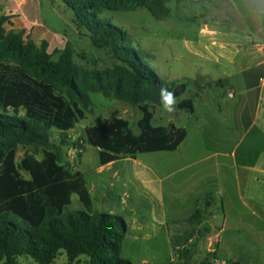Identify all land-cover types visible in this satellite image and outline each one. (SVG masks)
Segmentation results:
<instances>
[{"label": "trees", "instance_id": "1", "mask_svg": "<svg viewBox=\"0 0 264 264\" xmlns=\"http://www.w3.org/2000/svg\"><path fill=\"white\" fill-rule=\"evenodd\" d=\"M168 1L66 0L79 25L89 30L83 36L114 60L112 68L94 70L89 84L79 80L69 45L53 61L47 43L37 48L33 41L24 39L23 32H6L8 17L0 16V262L19 264L22 256L32 255L38 264H53L65 252L68 260L61 264H74L81 256L89 257V264H135L121 255L127 228L124 216L95 210L82 174L65 167L64 150L49 138L51 129L61 131L65 138L84 118L81 105L86 107L90 102L84 84L88 92L107 97L111 89L126 91L134 105L143 100L146 91H152L154 100L162 103L160 89L164 87L175 94L179 110L194 113L192 99L178 101L187 92V83H167L144 61V53L132 48L124 29L98 19L104 5L148 8L167 18ZM141 110L143 116L135 123L138 133L117 115L86 130L87 143L99 150L101 165L141 153L175 151L185 140V128L155 125L149 107L141 106ZM20 145L30 150L18 164ZM40 146L45 147L42 159L35 152ZM73 196L79 203L76 206ZM211 206L209 199L204 210L192 215V231L173 241L182 261L177 264H211L217 257L214 250L194 262L192 249L196 244H189L197 227H202L200 236L210 231L205 222L213 215Z\"/></svg>", "mask_w": 264, "mask_h": 264}, {"label": "rangeland", "instance_id": "2", "mask_svg": "<svg viewBox=\"0 0 264 264\" xmlns=\"http://www.w3.org/2000/svg\"><path fill=\"white\" fill-rule=\"evenodd\" d=\"M41 2L42 22H33L19 14L20 0L0 1L4 7H9L5 9L0 5V16L8 17L4 24L6 32H23L24 39L33 41L37 48L47 43V52L53 61H57L60 52L69 45L79 69V80L85 84L90 83L94 70L104 72L113 67L114 60L108 52L96 49L83 36L82 33L89 30L79 25L66 0ZM216 2L218 8H215ZM108 6L104 5L98 19L109 20L124 29L130 36L132 48L143 52L144 61L167 83H187V92L178 101L192 99L196 114L179 110L176 106L171 112L165 110L163 103L154 100L152 91H146L143 100L134 105L126 91L117 93L111 89L107 97L101 92H88L84 84V92L90 99L86 107L81 105L84 118L76 123L65 138H62L61 131L51 129L49 140L64 150L65 167L73 173L82 174L93 197L95 210L116 211L124 216L127 228L121 254L123 258L135 264H177L182 261L173 241L194 228L192 215L197 210H204L207 197L212 195L202 192L201 188L210 183L215 174L192 182L196 177L190 175L193 166L188 167L185 183L177 185L178 178L171 172L177 166L187 165L197 156L205 154V149L198 150L202 147L200 116L206 114L208 106L217 108L222 103L221 97H216L214 102L212 93L215 84L205 77L207 65L191 50V41L197 37L199 26H204L218 13L222 15L224 4L222 0H169L167 7L170 16L167 18L156 16L148 8L114 9ZM69 98L71 101L76 100ZM146 105L153 113L155 125L174 124L183 127L188 131V138L173 152L143 153L137 160H121L110 169L98 172L99 150L87 143L86 130L117 115L128 121L138 133L135 123L143 116L141 106ZM202 132L205 136V123ZM254 146L260 147L259 144ZM194 147L195 151H192ZM43 148L40 146L35 151L38 159H42ZM29 150L23 145L18 146V164ZM23 176L29 179L27 173L23 172ZM142 176L146 179L143 180ZM246 191V201L256 200L254 204L258 203V214L264 220V176L251 173ZM180 192L181 196H177ZM219 192L215 189L214 194L218 198L211 196L214 201L220 199ZM162 193L164 200L161 198ZM73 201V206L79 204L75 196ZM212 220H206L205 223H211L218 229L219 224ZM201 228L194 229V236L189 241V244H196L192 249V261L200 262L218 248L217 257L212 259L211 264H264V239L251 240L248 235L239 234L237 237L241 239L235 238L234 242L242 243L245 248L240 250L229 246L227 254L223 248L219 249V245L225 242L223 240L228 244L227 241L233 236H224L222 241H218L212 232L200 236L198 230ZM67 260L65 252H61L53 264L65 263ZM19 264L38 263L34 256L27 255L19 259ZM74 264H89V257L81 256Z\"/></svg>", "mask_w": 264, "mask_h": 264}, {"label": "crops", "instance_id": "3", "mask_svg": "<svg viewBox=\"0 0 264 264\" xmlns=\"http://www.w3.org/2000/svg\"><path fill=\"white\" fill-rule=\"evenodd\" d=\"M222 1V15L218 13L204 26H199L197 37L191 41V50L207 65L205 77L215 84L212 98L215 102L216 97H221L222 103L217 108L208 106L206 114L200 116L202 147L198 150L205 149V154L187 165L177 166L171 175L178 178L177 185H183L188 167L193 166L190 175L196 177L192 182L215 174L201 191L212 194L213 198H218L215 189L221 191L220 199L214 201L211 196L206 199H211L213 212L207 220L213 218L212 222L219 224L218 229L207 224L209 232L218 241L224 236H233L227 239L228 244L223 240L225 242L219 245V249L223 248L229 254V246L245 248L242 243L234 242L235 238L241 239L237 237L239 234H246L251 240L264 239V220L258 214V203L254 204L255 199L246 201L251 173L264 176V0ZM19 4L20 15L33 22H42L41 0H20ZM218 7L216 2L215 8ZM193 114H196L195 110ZM204 123L205 136L202 132ZM188 136L187 131L185 140ZM139 155L100 164L98 172L110 169L121 160H137ZM142 179L146 177L142 176ZM178 194L181 196L182 192ZM161 198L164 200L163 193Z\"/></svg>", "mask_w": 264, "mask_h": 264}, {"label": "clouds", "instance_id": "4", "mask_svg": "<svg viewBox=\"0 0 264 264\" xmlns=\"http://www.w3.org/2000/svg\"><path fill=\"white\" fill-rule=\"evenodd\" d=\"M160 96L165 110L169 112L173 111L174 106L177 103L175 94L167 88L161 87Z\"/></svg>", "mask_w": 264, "mask_h": 264}, {"label": "built area", "instance_id": "5", "mask_svg": "<svg viewBox=\"0 0 264 264\" xmlns=\"http://www.w3.org/2000/svg\"><path fill=\"white\" fill-rule=\"evenodd\" d=\"M264 49V47H262ZM224 264V263H223Z\"/></svg>", "mask_w": 264, "mask_h": 264}]
</instances>
